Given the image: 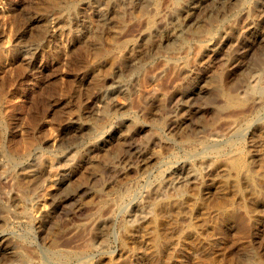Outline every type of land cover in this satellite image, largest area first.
Instances as JSON below:
<instances>
[{"label":"rangeland","instance_id":"obj_1","mask_svg":"<svg viewBox=\"0 0 264 264\" xmlns=\"http://www.w3.org/2000/svg\"><path fill=\"white\" fill-rule=\"evenodd\" d=\"M210 1L0 0V264H264V0Z\"/></svg>","mask_w":264,"mask_h":264},{"label":"bare ground","instance_id":"obj_2","mask_svg":"<svg viewBox=\"0 0 264 264\" xmlns=\"http://www.w3.org/2000/svg\"><path fill=\"white\" fill-rule=\"evenodd\" d=\"M211 1H213V0H211ZM210 1V2H211ZM219 2V1H218ZM222 2V1H221ZM224 2V1H223ZM234 2V1H233ZM211 4V3H210ZM209 5V4H208ZM212 5V4H211ZM214 5H215V3H214ZM188 6V5H187ZM190 6H192V5H190ZM196 6V5H195ZM194 6V7H195ZM216 6V5H215ZM218 6V5H217ZM216 6V7H217ZM220 6V5H219ZM186 7V6H185ZM213 7V6H212ZM199 8V7H198ZM215 9V8H214ZM208 10H209V8H208ZM208 10L206 11L207 13H208ZM190 11V10H189ZM188 11V12H189ZM209 11H211V10H209ZM187 12V11H186ZM213 11H211V13H212ZM220 12H222V11H220ZM263 12V0H250V5H249V8H248V11H247V13H246V28L247 29H251L252 27H253V25H254V23H255V20L257 19V17L258 16H261V14H263L262 13ZM210 14V13H209ZM245 14V13H244ZM211 15V14H210ZM212 15H213V13H212ZM211 15V16H212ZM244 16V15H243ZM263 16V15H262ZM196 17V16H195ZM176 18V17H175ZM244 18V17H243ZM208 19V18H207ZM245 19V18H244ZM206 20V19H205ZM212 20H213V18H212ZM212 20H210V21H212ZM213 22V21H212ZM199 23V22H198ZM205 23V22H204ZM207 24V23H206ZM205 25V24H204ZM211 25V24H210ZM209 26V25H208ZM197 28V27H196ZM243 28V27H242ZM200 29V28H199ZM234 30V29H233ZM248 32V31H247ZM245 36V35H244ZM262 36V35H261ZM238 38V37H237ZM225 40V39H224ZM247 41V40H246ZM258 41V40H257ZM262 41L264 42V40L262 39ZM262 41H260V42H262ZM244 42H245V39H243L242 38V36L240 37L239 36V39H237V40H235L234 41V43H233V45H232V48L233 49H236V50H238L237 48H239L240 46H242L243 44H244ZM262 42V43H263ZM226 44V43H225ZM229 46H230V44L229 43H227ZM251 44V43H250ZM223 45V44H222ZM255 45V44H254ZM215 46V45H214ZM213 46V47H214ZM244 46V45H243ZM210 47V46H209ZM213 47H211V48H213ZM227 47V46H226ZM225 47V48H226ZM253 47H256V46H253ZM229 48V47H228ZM231 48V49H232ZM259 48V47H258ZM261 48H264V46L263 47H261ZM219 49V47H216V48H214L213 49V51L214 52H217V50ZM241 49V48H240ZM226 50V49H225ZM230 50V49H229ZM222 51V50H221ZM237 52V51H236ZM226 53V52H225ZM234 53V52H233ZM209 54V53H208ZM220 54H221V52H220ZM219 54V55H220ZM227 54V53H226ZM225 54V55H226ZM246 54L248 55V58H250V61L249 62H240L239 63V65H240V68H242V69H244V68H249V65L250 64H253V65H256L259 61H260V59H261V57H262V54H263V52L262 51H257L256 49H254V48H247V50H246ZM245 54V55H246ZM224 55V54H223ZM222 55V56H223ZM228 55H230V53H228ZM218 56V55H217ZM216 56V57H217ZM221 56V57H222ZM237 56V55H236ZM210 57V56H209ZM235 57V56H234ZM238 57V56H237ZM236 58V57H235ZM247 58V59H248ZM215 60L217 59V58H214ZM218 59H220V57L218 58ZM223 59H224V57H223ZM222 59V60H223ZM237 59V58H236ZM246 59V60H247ZM222 60L220 61V62H222ZM241 60H243V59H241ZM217 61V60H216ZM243 61H245V60H243ZM236 61H234L233 63H235ZM239 62V61H238ZM133 64H134V62H132ZM226 63V62H225ZM260 63V62H259ZM231 64V63H230ZM224 65V64H223ZM236 65V64H235ZM129 66V65H128ZM132 66V65H131ZM131 66H130V68H131ZM233 67H235V66H233ZM133 68V67H132ZM251 68H252V66H251ZM131 70V69H130ZM241 71V74H243V73H245L244 71L245 70H239V72ZM243 71V72H242ZM117 74V73H116ZM184 74V73H183ZM237 74V73H236ZM235 74V75H236ZM238 75V76H237ZM236 76L237 77H240V76H242V75H239V74H237ZM117 76V75H116ZM119 76H120V74H119ZM195 76V75H194ZM244 76V75H243ZM196 78V77H195ZM195 78L193 79V77H192V79H190V80H188V81H185L184 83H183V85H181L182 87H181V93H180V98H181V100L180 101H182L178 106H176L175 107V111L176 112H178L179 110H180V112H182L181 111V109H186L185 107L186 106H188L190 103H192L197 97H203L205 100H211V97H212V93L210 92V91H201L200 89H199V87L197 88V81L195 80ZM240 78H242V77H240ZM246 79V78H245ZM237 80V79H236ZM238 81H239V79H238ZM237 81V82H238ZM232 82H234V78H233V81ZM236 82V81H235ZM242 82V81H241ZM208 85V84H207ZM228 85V84H227ZM234 87H236V85L234 86ZM229 88V87H228ZM226 89V88H225ZM230 89V88H229ZM228 89V90H229ZM232 89H235V88H232ZM215 91V90H214ZM214 97H216V96H214ZM223 97V96H222ZM211 102H212V100H211ZM174 105V104H173ZM176 105V104H175ZM192 105H193V103H192ZM199 105V104H198ZM197 107V106H196ZM174 109V108H173ZM183 109V110H184ZM195 109V108H194ZM197 110V109H196ZM185 111V110H184ZM184 111H183V113H184ZM191 111H193V110H191ZM192 113V112H191ZM194 113V112H193ZM198 114V113H197ZM179 117V116H178ZM193 117V116H192ZM191 116H190V118H192ZM194 117H197V116H195L194 115ZM184 119V118H183ZM183 119H181V120H183ZM193 119V118H192ZM191 119V120H192ZM201 121V120H200ZM179 122V121H178ZM186 123H188V122H186ZM183 124H185V121H184V123ZM188 124H190V123H188ZM196 123H194V125H195ZM182 125V124H181ZM187 125V124H186ZM191 125V124H190ZM189 125V126H190ZM199 125V124H198ZM75 126V125H74ZM191 126H193V124L191 125ZM182 127V126H181ZM200 127V126H199ZM198 127V128H199ZM184 128V127H183ZM182 128V129H183ZM186 128H188V127H186ZM196 128H197V126H196ZM201 128V127H200ZM199 128V129H200ZM68 129V128H67ZM66 129V130H67ZM77 129V128H76ZM74 130V129H73ZM72 131V130H71ZM73 132V131H72ZM76 132V131H75ZM75 132H73L74 133V135L76 134ZM199 133V132H198ZM27 135V134H26ZM76 136H77V134H76ZM82 137V136H81ZM17 141V140H16ZM20 141V140H19ZM32 142V141H31ZM21 143H22V141H21ZM123 143H125V149H123L124 150V152L126 151L127 152V150H128V148L130 149V144H128V143H126V142H123ZM132 144V143H131ZM17 145V144H16ZM137 145H139V144H137ZM136 145V146H137ZM22 146V145H21ZM122 147V146H121ZM13 148V147H12ZM23 148V147H22ZM21 148V149H22ZM133 148H135V147H133ZM136 148H138V147H136ZM20 149V148H19ZM118 149V148H117ZM132 149V148H131ZM121 150V149H120ZM132 150H134V149H132ZM23 151V150H22ZM128 151H130V150H128ZM134 153V152H133ZM137 154V153H136ZM136 154H134V155H136ZM137 157V156H136ZM136 157H133V158H136ZM143 159V158H142ZM125 160V159H124ZM108 161V160H107ZM126 161V160H125ZM143 161V160H142ZM104 163V162H103ZM127 165V164H126ZM96 166V165H95ZM33 167V166H32ZM31 167V168H32ZM96 168V167H95ZM28 169V168H27ZM104 169V168H103ZM121 169H122V167H120V165L119 164H114L111 160H109L107 163H106V167H105V171L104 170H95V171H91V173H90V175H89V180H90V182L91 183H95L96 181H98L100 178H101V176H102V174L104 173V172H107V173H109V174H114V173H117V172H119V171H121ZM106 173V174H107ZM106 176V175H105ZM112 178V177H111ZM87 179V178H86ZM105 180V179H104ZM107 180V179H106ZM62 181V180H61ZM64 181V180H63ZM81 182V181H80ZM67 183H68V181H67ZM71 183V182H70ZM91 183H89V185L91 184ZM73 184V183H72ZM89 185H86V183L85 184H80V185H78L75 189L74 188H72V189H69V188H67L66 186L67 185H64L63 187H62V190L60 191V194H59V197H57V201L55 202V203H53V205H52V210L51 211H45L44 213H43V215L46 217V219H47V222H46V225L47 224H49V225H52L51 224V222L53 221L52 220V218L51 217H61L62 218V216H65V215H67V216H69L68 215V213L70 212L69 210V204H68V200L71 198V195L74 193V192H80V191H82L83 193L85 192V193H93V194H95V192L89 187ZM72 186V185H71ZM96 186H98V185H96ZM67 188V189H69V190H64V188ZM68 187H70V186H68ZM98 189V188H97ZM77 190V191H76ZM81 192V193H82ZM93 194H91V195H93ZM82 196V195H81ZM103 196V195H102ZM85 197V196H84ZM91 197V196H90ZM99 197V196H98ZM101 197V196H100ZM106 197H108V196H106ZM103 199V198H102ZM75 203V202H74ZM75 205V204H74ZM77 206H79V205H77ZM0 207H2V206H0ZM74 207H76V206H74ZM71 208V207H70ZM77 208V207H76ZM71 210H72V208H71ZM73 211V210H72ZM6 214V211L3 209V208H0V215H5ZM11 216V215H10ZM66 216V217H67ZM71 216V215H70ZM65 218V217H64ZM69 218V217H68ZM44 220H45V218H43ZM52 220V221H51ZM55 221V220H54ZM64 221V220H63ZM53 223V222H52ZM60 224V223H59ZM53 225H55V224H53ZM48 226V225H47ZM46 226V227H47ZM60 226V225H59ZM47 230L49 229V228H46ZM51 230V229H50ZM60 230V229H59ZM17 243V242H16ZM52 243V242H51ZM15 244V243H14ZM50 244V243H49ZM52 245H54V244H52ZM19 246V245H18ZM22 248H24V246H21ZM2 248H4V247H2ZM19 248H20V246H19ZM24 250V249H23ZM26 250V249H25ZM4 253L5 252H7L8 254L7 255H9V257L10 256H12V257H15V258H18L19 260H23L24 259V255H22L21 253H19L13 246H8L7 248L5 247L4 248V251H3ZM2 252V253H3ZM3 253V254H4ZM25 253V252H24ZM6 254V253H5ZM28 256V255H27ZM1 257H2V255H1ZM7 257V256H6ZM12 257H10V259L12 258ZM33 257H34V255H33ZM33 259V258H32ZM23 263V262H22ZM21 263V264H22ZM30 263V262H29ZM24 264H25V262H24Z\"/></svg>","mask_w":264,"mask_h":264}]
</instances>
